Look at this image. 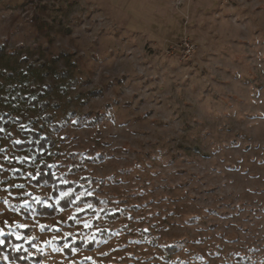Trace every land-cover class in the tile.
<instances>
[{
	"label": "rangeland",
	"instance_id": "374dc122",
	"mask_svg": "<svg viewBox=\"0 0 264 264\" xmlns=\"http://www.w3.org/2000/svg\"><path fill=\"white\" fill-rule=\"evenodd\" d=\"M0 97V229L33 264H264V0H0ZM29 130L81 187L55 215Z\"/></svg>",
	"mask_w": 264,
	"mask_h": 264
},
{
	"label": "trees",
	"instance_id": "16d2710c",
	"mask_svg": "<svg viewBox=\"0 0 264 264\" xmlns=\"http://www.w3.org/2000/svg\"><path fill=\"white\" fill-rule=\"evenodd\" d=\"M3 119L5 121H10L8 123H3L4 127H11V125L14 122V119L11 118L8 114L2 115ZM29 135V139L26 141H23L21 144L17 145L15 144V148L19 150H25L27 151V154L31 156V160H27L24 162L26 165L33 164L32 158L35 157V161H40V164L38 165V170L40 171L41 175L37 177V179H33V182L37 185L41 184H49L53 186L52 193L54 195H59V191L65 190V189H71L74 190H80V186L76 185L74 182H68V183H61L59 179L54 175L50 167H45V165L49 164L46 162V159H48L52 155L51 147L55 144V141L52 137L46 136L43 137L40 135L39 132L29 130L27 133ZM2 133H0V136ZM46 138V139H43ZM36 139H40V144H32L29 143V141H33ZM41 145L43 147L41 148ZM31 149V151H30ZM37 175V174H36ZM87 200H94V202H98V199L94 196L86 197ZM72 200H73V194H72ZM72 203V202H71ZM71 203L68 202V197L61 198L59 201L58 206L49 207V206H40L38 208V212L42 215H55L60 208L67 209ZM16 239L9 235L5 237V244L3 246H0V248L5 252L9 259L16 260L19 264H33L32 258L28 256L24 251H15L10 244L15 242ZM79 248L84 246L83 243H76ZM21 257H29L28 259H22ZM40 258V257H39Z\"/></svg>",
	"mask_w": 264,
	"mask_h": 264
},
{
	"label": "snow or ice",
	"instance_id": "6c2138e0",
	"mask_svg": "<svg viewBox=\"0 0 264 264\" xmlns=\"http://www.w3.org/2000/svg\"><path fill=\"white\" fill-rule=\"evenodd\" d=\"M23 75L27 76L28 73L26 71L23 72ZM27 86V85H25ZM51 89V86L50 85H43L41 90L36 94V95H28L26 96L24 99L26 101H36L39 103V97L41 95H44L47 91H49ZM0 99H3V100H7L8 98L7 97H0ZM13 99H15V97H13ZM35 106V105H33ZM58 107V106H57ZM107 111V110H106ZM105 113H101L100 115L103 116ZM48 119H50V117H48ZM10 121H5L3 119L2 116H0V124H3V123H8ZM66 123H76L77 122V118H76V114L75 113H68L67 114V119L65 121ZM20 128L21 130H23L25 128V125L23 124H20ZM0 133H4V128L2 126H0ZM5 138L4 136H0V139H3ZM43 139H46V138H43ZM14 144H21L22 141L20 140H15L13 141ZM29 143H32V144H40V139H36V140H33V141H29ZM43 147V145H41V148ZM0 151H3V149H0ZM31 151V149H30ZM29 158L28 157H22L20 158V162L21 163H24L28 160ZM33 160V166H35V157L32 158ZM0 167H2V165H0ZM45 167H51V166H48V165H45ZM41 175L40 171L37 170V175L36 176H32V179H37V177H39ZM29 176H31V173H29ZM64 183H67V181H64ZM15 187L17 188H24V185L23 184H19V185H16ZM25 195L27 196H31L30 193H26ZM60 195V198H64V197H68V202L71 203L72 202V194L70 191H62L59 193ZM76 199H79V196L76 197ZM32 202H29V200H24L23 204L20 206L23 210L25 211H31L34 209V205L35 204H45L47 203L46 201H43L41 200L39 197H32L31 198ZM5 203H7V201H5ZM56 204L58 205L59 204V200L56 201ZM49 207H54V205H49ZM89 207H91V205H89ZM20 209H17V211H19ZM20 227H23V225H20ZM85 227H89L88 224H85ZM9 235H16V238L17 239H20V236L19 234L15 233V232H12L11 230H9V232H5L3 229H0V246H3L5 244V239L3 237H7ZM67 235V234H66ZM93 242L96 243L98 241H96L95 239H93ZM82 243H87V241H82ZM176 246H179V242H177V245ZM11 247L19 252L21 251V246L19 245H15V244H12ZM169 247H173L172 245H170ZM55 250H59V249H55ZM72 251L75 252L76 249L75 248H72ZM5 260L8 259L7 256L3 257ZM22 259H28L29 257H21ZM90 259V258H89Z\"/></svg>",
	"mask_w": 264,
	"mask_h": 264
},
{
	"label": "built area",
	"instance_id": "2783aa9c",
	"mask_svg": "<svg viewBox=\"0 0 264 264\" xmlns=\"http://www.w3.org/2000/svg\"><path fill=\"white\" fill-rule=\"evenodd\" d=\"M194 46L189 42L185 41L184 43V51L189 54L193 50Z\"/></svg>",
	"mask_w": 264,
	"mask_h": 264
}]
</instances>
